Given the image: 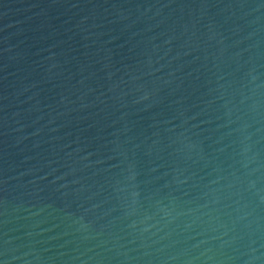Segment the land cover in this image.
Segmentation results:
<instances>
[{"label": "water", "instance_id": "1", "mask_svg": "<svg viewBox=\"0 0 264 264\" xmlns=\"http://www.w3.org/2000/svg\"><path fill=\"white\" fill-rule=\"evenodd\" d=\"M0 264H264V0H0Z\"/></svg>", "mask_w": 264, "mask_h": 264}]
</instances>
